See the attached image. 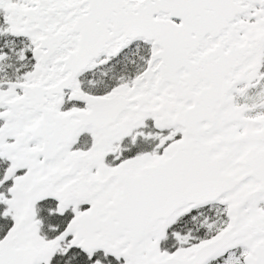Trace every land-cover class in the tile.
Returning a JSON list of instances; mask_svg holds the SVG:
<instances>
[{
  "label": "snow or ice",
  "instance_id": "obj_1",
  "mask_svg": "<svg viewBox=\"0 0 264 264\" xmlns=\"http://www.w3.org/2000/svg\"><path fill=\"white\" fill-rule=\"evenodd\" d=\"M0 264H264V0H0Z\"/></svg>",
  "mask_w": 264,
  "mask_h": 264
}]
</instances>
